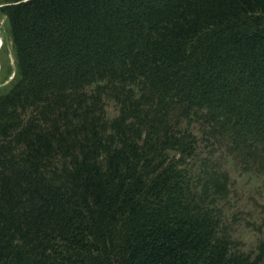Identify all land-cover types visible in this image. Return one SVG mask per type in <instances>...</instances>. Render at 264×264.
Listing matches in <instances>:
<instances>
[{
	"label": "trees",
	"instance_id": "16d2710c",
	"mask_svg": "<svg viewBox=\"0 0 264 264\" xmlns=\"http://www.w3.org/2000/svg\"><path fill=\"white\" fill-rule=\"evenodd\" d=\"M0 12L17 61L0 93V264H264V238L236 249L217 206L227 169L264 174V0Z\"/></svg>",
	"mask_w": 264,
	"mask_h": 264
},
{
	"label": "rangeland",
	"instance_id": "374dc122",
	"mask_svg": "<svg viewBox=\"0 0 264 264\" xmlns=\"http://www.w3.org/2000/svg\"><path fill=\"white\" fill-rule=\"evenodd\" d=\"M16 73V54L8 23L0 12V93L10 88ZM108 112L111 116L115 114L112 105ZM227 171L228 193L217 203L221 218L235 241L234 247L242 252L254 251L264 238V174H239L236 169Z\"/></svg>",
	"mask_w": 264,
	"mask_h": 264
}]
</instances>
